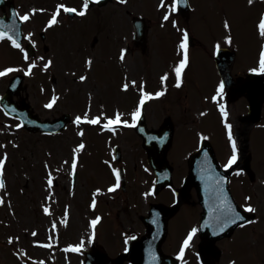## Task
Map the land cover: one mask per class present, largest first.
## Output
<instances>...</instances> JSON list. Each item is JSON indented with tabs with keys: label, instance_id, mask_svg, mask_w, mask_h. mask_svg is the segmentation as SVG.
Instances as JSON below:
<instances>
[{
	"label": "rangeland",
	"instance_id": "1",
	"mask_svg": "<svg viewBox=\"0 0 264 264\" xmlns=\"http://www.w3.org/2000/svg\"><path fill=\"white\" fill-rule=\"evenodd\" d=\"M63 1H68L77 7L80 5V0ZM120 1L115 0L99 9L92 7L88 14L81 19H66L67 22H59L60 25L65 26L63 28L68 29L60 31L61 40L70 38V41L67 47L61 49L60 43L56 40L57 52L53 71L57 72L56 83H58L59 99L49 115H46L41 108V103L45 99L40 95L37 96L33 90L27 89L38 114L49 117L64 113L71 115L74 123L65 132L60 136L50 138L29 135L23 130H15V122H8L0 118V158L5 159L9 205L14 203L13 210L15 212L14 219H4L2 212L5 211L0 210V264H22L20 260L14 259L12 256L10 260L8 251L13 252L15 250L13 247L18 246L31 251L34 249V241H38L40 245H52L54 241L55 244H58L60 241V244L68 246V249L78 247L82 242L84 248H81L79 252L68 251V255L63 257L56 255L58 257L57 264H67V262L68 264H78V261L82 259L80 257L82 250L90 248L88 238H86L88 232L90 241L93 239L98 244L106 246L110 255H115V249L121 250L122 248L123 236L126 241L125 239L130 235L142 230L139 217L146 213L150 203L156 202L148 194L153 177L151 172L143 171L142 165H146V163L141 140L130 128L119 130L114 129L113 126L112 130H107L103 125L108 119L115 118L117 113L124 114L123 118L128 115L125 120L121 118V123L131 122L129 114L132 111L135 96L133 93L129 95V91L131 89L133 92L134 84L132 82L134 80L138 81V85L141 83L139 79L145 80L148 85H152L150 90L153 92L156 90L165 92L166 83H164L165 79L162 81V77L165 72L166 74L174 72L172 63L174 60H172L171 53L173 50L168 53V48L175 46V43L178 42V35L170 28L165 35L164 29H160L156 25L151 28L149 34V55L136 52L130 45L128 53L120 60L119 50L123 49L127 42H130V16L147 11L146 6H144L145 10L142 6L144 5L143 0H137L141 6L135 5L132 0H128V4H117ZM156 1L150 0L152 11L148 12L154 23H158L160 17L154 8ZM18 2L21 3V0H17ZM200 3H197V6L200 5L199 12L206 13V16H204L203 22H199L194 27L197 33L194 35L199 38L201 43L207 42L210 37L212 45L207 48L208 54H211V50L215 46H226L238 53L233 68L234 73L243 74L251 70L252 67L255 68L257 50L261 46L262 38L258 28L260 23L259 6L255 4L248 7L246 0H204V2L200 0ZM199 12L197 11L198 14ZM36 17L40 23V17ZM95 21L99 22L95 23ZM225 23L228 24V28H225ZM201 26L203 27L200 29ZM204 26L207 27L205 36L201 33V31L204 32ZM69 30L71 31L69 32ZM229 37L232 39L230 40ZM93 38L97 42L94 44L95 49L90 44ZM75 41L78 43L75 44ZM11 53L13 55H9V61L11 56L18 59V55ZM166 56L170 59L166 60ZM191 59L192 64L187 71L189 72L187 76L204 72L203 65L207 64L209 56L195 48ZM2 64L4 63L0 60V65ZM208 69L211 70L210 65H208ZM212 70L215 72L213 61ZM205 75L209 81L213 80V76H209L207 73ZM81 77L85 79L81 80ZM125 84L128 85L127 90H124ZM169 88L170 91L165 98L162 99L163 92L162 97L150 103L146 112L148 115L147 126L149 129H157L164 118L171 117L177 128V131L175 130V151L172 150L174 154L170 156V161L173 162L177 170V177L174 179V187L177 188L180 186V178L185 173L184 157L187 152L196 147V142L202 132L205 135L204 130H208L209 133V128L210 130L214 128L216 134L222 137L223 131L220 122H218L219 116L214 113L213 106L208 103L209 101H206L207 104H204L203 109L201 107L204 103L202 100H197L198 106L196 105L194 100L197 95L195 93L194 100H191V93L183 90L175 91L173 85ZM208 91L211 92V87ZM185 94H187V98ZM205 95L206 93H203L202 97ZM236 106L239 104L231 106L230 109L233 117ZM85 113L89 119L101 117L100 123L95 128L89 123H75L76 117L83 118ZM182 115L185 116L188 123L183 120ZM231 121L233 123V120ZM180 137H183V141L190 146L189 149L185 150L186 145L179 141ZM226 143L217 146L220 150L218 155L221 162L228 154ZM80 144L85 145L83 150L74 152ZM116 144L119 146L122 156L121 162L116 166L123 165L124 170L128 172L125 193L118 188L115 189V192H108L107 185L112 183L113 174L111 171L113 166L115 167L110 155L113 154L112 147ZM180 150H184V152L179 154ZM249 150L253 156V164L260 165L257 170L258 181L256 184L243 186L242 193L237 184H234V187L238 190V193L236 192L238 196H236L240 204L242 206L250 205L255 209L254 212L258 218L255 223L240 230L241 238L232 242L226 241L223 246L221 245L223 258L215 264H264V161L262 162L264 160L262 159L264 158V131L260 130L253 134L249 140ZM80 153L82 156L77 163L79 176L74 192L70 195L68 185L64 183L65 179L63 182L62 173L67 172L69 167L71 168L72 157ZM46 167H49L48 170L56 181V187L53 185L50 188L46 185L44 180ZM91 191L92 196H95L97 192L101 194L99 202H102L104 206H100L97 211L100 213L97 218L103 217L104 220L100 225L98 222L95 230H92V225L88 226L85 213V206L88 202L85 198H89ZM110 197L120 198L111 200ZM160 197V201L172 199L170 192H164L159 195ZM15 198L18 200L15 201ZM52 202L57 203L56 208H51L52 214L49 217L44 216L42 214L43 206L49 204L51 206ZM63 204L70 212L69 223H66L69 225L68 227H65V221L61 222ZM189 204L179 212L177 220L180 222L175 225L176 228L170 232L165 243L167 252L173 253L186 230L197 225L200 208L195 196L191 197ZM53 222L57 223L56 239L52 233ZM182 222L186 223L185 227L188 226L180 228ZM34 230L37 231L36 236L32 235ZM15 239L18 241V245L14 242ZM5 242H9L12 246L6 245ZM196 242H194L195 245ZM40 251L38 252L40 253Z\"/></svg>",
	"mask_w": 264,
	"mask_h": 264
},
{
	"label": "snow or ice",
	"instance_id": "2",
	"mask_svg": "<svg viewBox=\"0 0 264 264\" xmlns=\"http://www.w3.org/2000/svg\"><path fill=\"white\" fill-rule=\"evenodd\" d=\"M89 2L90 0H83V4H82V10H77L75 8H71V7H66V6H63V5H59L57 7V11L56 13H54L49 22H48V27H51L53 26L54 24L57 23V16L59 15L60 13V10L62 9L63 12L65 13H74L75 15H78V16H84L86 14L85 10L88 9L89 7ZM91 2H95V3H99V0H91ZM121 2H124V0H121ZM252 0H249V3H251ZM162 6H163V0H162ZM171 11L172 12H175L176 11V4L174 3L171 7ZM21 20L23 21H27L29 19V16L28 15H24L22 17H20ZM169 19V16L168 15H165L164 16V20H168ZM228 24L225 23V28H228ZM258 28H259V32H260V35L262 37H264V17L261 18L260 20V23L258 25ZM7 34L3 31H0V40L4 39L5 36ZM8 39H12V37H8ZM12 44L14 47L16 48H19L20 47V44L16 42V40H12ZM179 48L182 52V59L180 60L179 64L177 66H175L174 68V71H175V75H176V87H180V84H181V78H182V74L184 72V69L186 68V66L188 65V34L185 33L184 36H183V39H182V43L179 45ZM25 60L28 59V56L27 54H25ZM121 59H123V54L121 55ZM51 62H49L50 64ZM49 64H45V68H47L49 66ZM36 65L35 64H30L28 66V70L25 72V75H30L31 74V71L33 68H35ZM14 71H17V69H13V68H8L6 69L5 71H0V76H5L7 75L8 73L10 72H14ZM259 71L264 73V48H262L261 52H260V59H259ZM85 79L84 77H81V80ZM166 79V77H162V81ZM133 84H135V82H132ZM128 88V85L125 84L124 85V90H127ZM223 88H224V85L223 83L218 87L217 89V95H221L222 92H223ZM140 89H141V92L143 93V85L141 84L140 85ZM163 95V92H158L156 94V96H161ZM148 98L146 96H144L142 94V98L140 100V104L143 105L145 99ZM213 99L215 100L216 97H213ZM53 103H55V98L53 99L52 102L48 103L47 105H45V107L47 108H51L53 106ZM221 107V111L223 112V105L220 106ZM140 118V108L137 107L136 111L132 114V120L133 122H135L136 120H138ZM100 120H101V117H95V118H92V119H89L88 118V115L87 113H85V116L83 117V119L81 117H76V120H75V123L79 124L81 122H84V123H89V124H92V125H97L100 123ZM121 123V116L119 113L116 114L115 118H112V119H108L107 122L103 125V127L107 130H112L113 126L114 125H118ZM130 126H135V123H133L132 125ZM230 128V126H227ZM82 135V133H81ZM229 139H231V133L229 131ZM85 147L84 144H80L78 146L77 149L74 150V152H79L80 150H82L83 148ZM236 154H235V145H233V155L231 156V158L229 159L227 165H225V168H229L231 167L235 162H236ZM67 163V162H66ZM4 164H5V159L3 158H0V176L3 175V168H4ZM71 167H72V170H73V173L75 172V169L77 167V160H76V157L75 155L73 156V159H72V163H71ZM116 175V179H117V184L116 186L118 187L119 186V173L116 172L115 173ZM49 187L52 186V183H53V180L51 178V176H49V179L47 181ZM5 187V184H4V181L2 179H0V189H3ZM115 189L114 188H109L108 191L111 192V191H114ZM0 203H3L2 200H0ZM95 205V200H93V206ZM245 212H254L255 209H253L252 207H246L244 209ZM44 212L45 214H49V209L48 208H44ZM229 212L231 213H234V209H229ZM67 216V210L65 212V217ZM99 218H97L96 220H93L91 222L92 226L95 227V225L97 224ZM244 220V217L239 215L238 213H235L234 215H232V217L229 219L228 223H236L237 221H242ZM248 223H254V221H248ZM225 227L227 226L226 224L224 225ZM241 226H244L243 224ZM55 224H53V229H55ZM221 230H223V228H221ZM195 229L192 230V232L189 233L188 237L184 240L183 242V245L181 247V250H180V254L179 256L177 257L178 259L182 258L183 257V254H184V250L188 247L189 245V241L192 239V236L195 234ZM33 235L35 236L36 233L33 232ZM11 243V240L9 241ZM90 242V241H89ZM46 247L47 246H50V245H45ZM83 247V244H81L80 247H75V248H69V249H66V251H73V252H79L81 250V248Z\"/></svg>",
	"mask_w": 264,
	"mask_h": 264
},
{
	"label": "water",
	"instance_id": "3",
	"mask_svg": "<svg viewBox=\"0 0 264 264\" xmlns=\"http://www.w3.org/2000/svg\"><path fill=\"white\" fill-rule=\"evenodd\" d=\"M221 54H222V52H221ZM221 54H220V56H221ZM218 68H219V70H220V72H222V70H223V67H222V65H220V61L218 60ZM154 145V144H153ZM153 145H150V146H147V150L149 151V155H150V160L155 156V154L153 153V150H152V147H153ZM198 157V156H197ZM197 157H195V158H193L192 159V163H191V176L189 177V182L190 183H192V184H195V182H194V176L192 175V167H193V165H194V161H195V159L197 158ZM202 237L203 238H205V239H209V237H208V233H203L202 234ZM210 241H213L212 239H210ZM135 264H140V260L138 259L136 262H134ZM167 263V262H166Z\"/></svg>",
	"mask_w": 264,
	"mask_h": 264
},
{
	"label": "flooded vegetation",
	"instance_id": "4",
	"mask_svg": "<svg viewBox=\"0 0 264 264\" xmlns=\"http://www.w3.org/2000/svg\"><path fill=\"white\" fill-rule=\"evenodd\" d=\"M20 14H23V11H22V7L20 8ZM26 24L28 25L29 24V21L26 22ZM27 30H29V27L27 28ZM29 33V31H27ZM39 54H40V50H39ZM234 91L233 88L230 89V93L232 94Z\"/></svg>",
	"mask_w": 264,
	"mask_h": 264
}]
</instances>
